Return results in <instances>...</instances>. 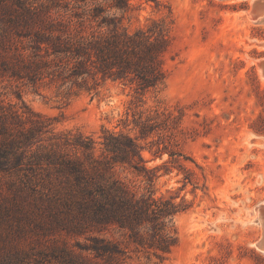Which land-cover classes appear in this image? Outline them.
I'll use <instances>...</instances> for the list:
<instances>
[{"label": "trees", "instance_id": "obj_1", "mask_svg": "<svg viewBox=\"0 0 264 264\" xmlns=\"http://www.w3.org/2000/svg\"><path fill=\"white\" fill-rule=\"evenodd\" d=\"M134 1L0 0V71L89 91L101 77L135 88L142 100L161 92L170 28L154 21L129 32L117 13ZM155 112L136 124L141 139L156 129ZM144 151L139 138L110 130L99 138L58 133L53 118L0 96V264H126L134 254L167 260L178 244L176 220L190 207L177 192L155 189L160 170L148 167ZM164 154L182 156L166 145L153 156ZM119 168L146 187L124 181ZM112 230L124 240L108 236Z\"/></svg>", "mask_w": 264, "mask_h": 264}, {"label": "rangeland", "instance_id": "obj_2", "mask_svg": "<svg viewBox=\"0 0 264 264\" xmlns=\"http://www.w3.org/2000/svg\"><path fill=\"white\" fill-rule=\"evenodd\" d=\"M252 1L160 0L156 6L135 0L127 13L118 12L131 33L154 21L170 28L165 85L144 100L135 88L101 77L89 91L48 79L30 84L0 71L1 98L53 118L58 133L99 138L110 130L139 138L148 167L160 170L155 189L184 197L190 209L176 220L178 244L167 260L134 254L126 264H256L253 249L264 257L257 249L263 235L257 209L264 203V19L250 17ZM156 110V129L141 139L136 124ZM164 145L182 156L154 158ZM118 174L146 187L125 168ZM108 236L124 240L122 231Z\"/></svg>", "mask_w": 264, "mask_h": 264}, {"label": "water", "instance_id": "obj_3", "mask_svg": "<svg viewBox=\"0 0 264 264\" xmlns=\"http://www.w3.org/2000/svg\"><path fill=\"white\" fill-rule=\"evenodd\" d=\"M251 15L253 19L257 20L258 18L264 17V0H257L256 2L252 3V9H251ZM261 47L264 48V43L261 44ZM260 69L262 70V73L264 75V60L259 64ZM257 215L259 223L261 224L263 228V235L261 240L257 243V249L264 253V205H261L257 209Z\"/></svg>", "mask_w": 264, "mask_h": 264}, {"label": "bare ground", "instance_id": "obj_4", "mask_svg": "<svg viewBox=\"0 0 264 264\" xmlns=\"http://www.w3.org/2000/svg\"><path fill=\"white\" fill-rule=\"evenodd\" d=\"M257 0H253L252 2L254 3V2H256ZM250 17L253 19V17H252V15H251V13H250ZM259 19V18H258ZM257 19V20H258ZM262 19V18H261ZM263 19H264V17H263ZM253 20H255V19H253ZM262 205H264V203L262 204ZM255 219V218H254Z\"/></svg>", "mask_w": 264, "mask_h": 264}]
</instances>
